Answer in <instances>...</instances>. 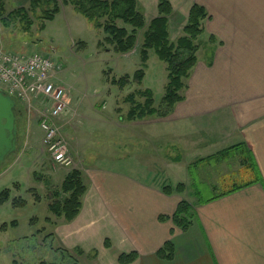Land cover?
<instances>
[{
    "label": "crops",
    "instance_id": "obj_1",
    "mask_svg": "<svg viewBox=\"0 0 264 264\" xmlns=\"http://www.w3.org/2000/svg\"><path fill=\"white\" fill-rule=\"evenodd\" d=\"M170 2L169 37L176 34L171 41L181 34L176 24L197 3L208 14L203 31L209 27L218 42L210 61L196 60L182 100L167 116L126 125L132 133L142 130L145 145L151 141L158 152L163 150L156 156L166 174L159 182L140 183L114 171L84 170L82 178L89 184L83 179L87 189L79 212L70 222L55 221L52 236L63 249L90 253L96 264H118L117 256L131 251L137 258L129 264H264V0ZM156 5L157 0H137L145 25L157 15ZM98 113L105 118L115 112ZM134 138L133 134L132 143ZM164 142L171 155L164 152ZM35 144L40 139L31 146ZM225 152L232 154L224 159ZM241 166L254 178L238 183ZM222 175L229 177L230 188L259 181L223 194L227 190L221 192L213 183ZM166 181L175 182L167 184L171 187L182 183L183 191L163 192ZM200 187L210 190L209 198H199ZM180 200L192 206V223L186 230L169 219ZM167 241L173 244L168 260L156 254Z\"/></svg>",
    "mask_w": 264,
    "mask_h": 264
},
{
    "label": "rangeland",
    "instance_id": "obj_2",
    "mask_svg": "<svg viewBox=\"0 0 264 264\" xmlns=\"http://www.w3.org/2000/svg\"><path fill=\"white\" fill-rule=\"evenodd\" d=\"M50 7L52 3L44 1L33 7L30 0H0V44L12 53L51 55L61 65L58 79L67 91L69 101L66 110L56 119L57 136L66 145L73 165L65 167L56 164L40 144L31 146L33 140L38 141L42 137V130L36 122L45 104L42 102L41 105L40 99L35 98L32 100L35 108L28 111L23 103L14 98L22 107L24 117L16 134V150L0 163V194L4 190L8 192V199L0 203V264H38L39 261L48 264H96L91 260L90 253L83 255L79 248L73 251L63 249L57 237L52 236L54 222L62 218L49 211L51 200L47 195L59 188L69 170L79 169L83 174L84 170L94 172L105 169L140 183L159 182L166 174L156 156L163 150L158 152L151 141L150 146L145 145L140 136L142 130L135 128L132 133V130L129 132L126 129L130 122L125 116L130 106L125 101L126 95L135 89L148 88L153 93L154 106H158L167 81L165 64L158 60L153 50L148 51L141 84L131 80L134 72L141 67L139 47L147 25L137 31L133 50L121 54L114 52L112 45L105 41L106 35L102 30L95 28L71 6L60 4L59 12L51 20H44V11ZM16 10L23 11L20 14L15 13ZM186 19L179 21L176 27L182 29ZM117 24L130 32V26L120 21ZM209 31L210 28L205 26L196 40L199 46L197 59L205 63L210 61L218 42L216 36V42L210 41ZM126 75L130 77V82L123 89L111 83L112 79ZM112 111L115 113L108 118L98 115V112ZM87 117L93 121L88 122ZM109 119L111 123H99ZM163 132L160 130V134ZM133 134L132 143L130 138ZM72 145L75 149L73 153ZM165 149L166 154H172L170 145L167 144ZM224 154L221 156L227 159L226 155L232 152ZM239 170L238 183L255 176L244 166ZM83 179L87 184V178ZM170 181H166V185L175 184ZM213 183L219 185L221 192L231 187L229 177L224 175ZM200 189L199 198H209L210 190ZM59 196L62 201L65 194Z\"/></svg>",
    "mask_w": 264,
    "mask_h": 264
},
{
    "label": "trees",
    "instance_id": "obj_3",
    "mask_svg": "<svg viewBox=\"0 0 264 264\" xmlns=\"http://www.w3.org/2000/svg\"><path fill=\"white\" fill-rule=\"evenodd\" d=\"M41 1L46 4L52 3V7L44 11V20H51L59 12L60 4L71 6L87 21L92 23L95 28L103 31L106 35L104 37L105 41L112 45V49L116 53L125 54L133 50L137 31L145 27L144 15L137 8V0H30V3L35 7ZM156 8L157 15L150 20L143 31V40L139 47L141 67L134 72L131 80L137 85L141 84L145 75L144 70L147 67L148 51L153 50L158 60L165 64L167 81L164 84V93L158 106H154L153 93L148 88L135 89L126 95L125 101L130 105L125 115L128 121L140 120L146 116L165 117L173 110L175 104L182 100L181 91L186 88L185 81L197 60L196 53L199 46L196 44V40L203 32V21L208 15L202 5L192 4L186 23L182 28L181 36L175 42H172L168 31V16L172 13V4L170 0H157ZM22 11L16 10L15 13L21 14ZM23 16L26 17L25 14ZM118 21L130 26V32L125 27L119 26L117 24ZM209 38L210 41H215L213 36L210 35ZM129 82L130 77L126 75L117 80L112 79L111 83L119 89H123ZM138 98L143 100L139 101ZM15 104L14 117L17 134L24 112L20 104L16 101ZM234 147H238V145ZM248 161L251 160L248 159ZM249 166H252L257 172L253 162ZM254 181L258 182L259 180L256 178ZM252 182L235 185L223 194L241 189ZM86 189L81 171L75 168L69 170L59 188L53 192H48L47 198L51 200L48 203L49 211L54 216L60 217L67 222L72 221L79 212L81 198L85 194ZM183 189L184 185L182 183H178L175 187L168 185L162 187L163 192L167 194H171L173 191L182 192ZM60 191L65 194L62 201L59 199ZM51 196H53V201ZM7 199L8 192L4 190L0 194V203ZM192 218V206L186 200H180L175 211L169 217L171 222L182 230H186L190 226ZM159 219L163 220L164 216H160ZM105 246L108 247L107 241H105ZM156 254L162 259H171L173 256L172 242H165ZM136 258L137 254L134 251L120 253L117 256V262L118 264H129ZM38 264L48 263L39 261Z\"/></svg>",
    "mask_w": 264,
    "mask_h": 264
},
{
    "label": "built area",
    "instance_id": "obj_4",
    "mask_svg": "<svg viewBox=\"0 0 264 264\" xmlns=\"http://www.w3.org/2000/svg\"><path fill=\"white\" fill-rule=\"evenodd\" d=\"M60 66L48 54L6 52L0 44V89L23 103L28 111L35 108L32 104L35 98L45 104L38 119L42 130L40 146L56 164L66 167L73 165V160L58 138L56 126V119L66 110L69 101L58 79Z\"/></svg>",
    "mask_w": 264,
    "mask_h": 264
},
{
    "label": "water",
    "instance_id": "obj_5",
    "mask_svg": "<svg viewBox=\"0 0 264 264\" xmlns=\"http://www.w3.org/2000/svg\"><path fill=\"white\" fill-rule=\"evenodd\" d=\"M14 100L0 90V163L16 150Z\"/></svg>",
    "mask_w": 264,
    "mask_h": 264
},
{
    "label": "bare ground",
    "instance_id": "obj_6",
    "mask_svg": "<svg viewBox=\"0 0 264 264\" xmlns=\"http://www.w3.org/2000/svg\"><path fill=\"white\" fill-rule=\"evenodd\" d=\"M2 49H3V47H2ZM4 51H6V52H10L9 50H5V49H3Z\"/></svg>",
    "mask_w": 264,
    "mask_h": 264
}]
</instances>
